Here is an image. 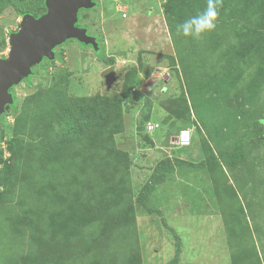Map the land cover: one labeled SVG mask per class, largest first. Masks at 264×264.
I'll return each mask as SVG.
<instances>
[{
  "label": "rangeland",
  "instance_id": "1",
  "mask_svg": "<svg viewBox=\"0 0 264 264\" xmlns=\"http://www.w3.org/2000/svg\"><path fill=\"white\" fill-rule=\"evenodd\" d=\"M10 4L0 57L21 13L45 12L38 0ZM95 4L79 25L99 53L67 42L12 89L19 109L0 122V264H264V0H223L202 42L177 25L207 0ZM108 69L125 105L91 143L81 126L75 138L79 100L107 92ZM255 120L263 135L232 158ZM180 130L188 146H176ZM210 155L217 165L200 166Z\"/></svg>",
  "mask_w": 264,
  "mask_h": 264
},
{
  "label": "water",
  "instance_id": "2",
  "mask_svg": "<svg viewBox=\"0 0 264 264\" xmlns=\"http://www.w3.org/2000/svg\"><path fill=\"white\" fill-rule=\"evenodd\" d=\"M95 0H45V12L35 17H22L17 31L9 34V53L0 58V116L14 103L9 92L27 77L43 60H53L54 50L69 41H77L94 52L99 50L96 38L78 26L79 11L91 10ZM104 84L110 91L119 75L108 69L103 73Z\"/></svg>",
  "mask_w": 264,
  "mask_h": 264
},
{
  "label": "trees",
  "instance_id": "3",
  "mask_svg": "<svg viewBox=\"0 0 264 264\" xmlns=\"http://www.w3.org/2000/svg\"><path fill=\"white\" fill-rule=\"evenodd\" d=\"M38 4L39 6L45 11V0H38ZM10 0H0V13L7 8L8 6H10ZM32 15V13H30V11H25L23 13H21V17H27ZM40 16V15H37ZM100 51V49L97 52H94V54H98ZM97 59H99L101 61V58L96 56ZM57 59V56H55V60ZM132 74H134V71L132 72ZM30 78L31 77H27L23 82L27 85H30ZM134 78V76H133ZM129 79H126L122 86L124 89L127 90L126 95L131 94V85H129L132 82H129ZM114 85L112 87V89L110 91H107L105 94H103V96H95L93 98L91 97H84L81 98L79 100V103H81L82 108H81V112L77 113L76 117L72 120L71 123V130H69V132H74V136L75 138L80 137L78 134H76L77 132L80 131L79 130V126H81L82 128V132H81V139L85 136H88V142H92L94 139V136L96 134V132L101 129V127H103V125L107 126L110 122H112L111 118L115 117L118 111H120L121 106L125 105L121 103L117 98H114V96L119 97V95H116L114 92ZM111 92V93H110ZM134 98V97H133ZM130 99V98H129ZM107 102L106 104H108V108H104L103 107V103ZM14 105V103H13ZM109 105L111 107H109ZM12 106V105H11ZM10 106V107H11ZM19 107L16 106L15 108H13L12 110L18 111ZM77 110V108H76ZM14 114V111L11 112ZM75 113V112H74ZM12 114V115H13ZM15 115V114H14ZM119 118L116 119L117 121H121L122 120V116L121 114L118 113ZM259 123H263L262 121L260 122L258 121H252V130L247 133L243 138H241L239 141H237L236 143V150L233 154H230L232 158L235 159H240L242 152L244 151L245 147L247 145H249L250 143L257 141L263 134H261L259 132ZM70 125V123H69ZM217 159L215 156L210 155L209 158H207L206 160L200 162V166H205V167H212L214 165H217ZM162 170H164V168H161ZM161 170V171H162ZM161 177V176H160ZM154 179V177H153ZM146 190H148V186L145 187ZM144 188V189H145ZM77 235V234H76ZM81 236L82 235H78ZM80 237V238H81ZM78 238V237H77Z\"/></svg>",
  "mask_w": 264,
  "mask_h": 264
},
{
  "label": "clouds",
  "instance_id": "4",
  "mask_svg": "<svg viewBox=\"0 0 264 264\" xmlns=\"http://www.w3.org/2000/svg\"><path fill=\"white\" fill-rule=\"evenodd\" d=\"M223 7V0H207V4L206 7L199 12L197 15L194 16H190L189 18L185 19L181 24L177 25V34H182L185 37H190L192 39H194L197 42H202L205 38V36L207 34H210L212 32H215L218 26V21L220 19V11L219 9H221ZM33 15V14H32ZM34 16V15H33ZM38 17V16H35ZM22 18V17H21ZM21 22V21H20ZM20 25V23L18 24V26ZM78 26L79 27H83L87 30V34H88V29L84 26H80L79 25V21H78ZM19 28V27H18ZM18 29H16L15 31H17ZM13 31V32H15ZM10 32L9 34L13 33ZM8 34V37H9ZM89 35V34H88ZM91 36V35H90ZM94 37V36H93ZM96 38V37H95ZM97 40V38H96ZM70 42V41H69ZM77 42V41H76ZM98 42V41H97ZM78 43V42H77ZM9 44V43H8ZM79 44V43H78ZM65 45V44H64ZM63 45V46H64ZM82 46V45H81ZM99 46V44H98ZM61 47V46H60ZM10 48V46H9ZM59 48V47H58ZM83 48H90V47H84ZM92 49V48H91ZM100 49V47H99ZM55 51V50H54ZM94 52V51H93ZM9 53V52H8ZM8 56V55H7ZM0 58H6V57H0ZM55 59V58H54ZM46 60V59H45ZM43 60V61H45ZM49 61V60H47ZM51 61V60H50ZM114 72V71H113ZM115 73V72H114ZM115 75H119L116 74ZM32 77V76H30ZM24 81V80H23ZM21 84V83H20ZM18 86V85H17ZM16 87V86H15ZM14 88V87H13ZM12 88V89H13ZM11 89V90H12ZM11 90L9 91L12 95L13 93L11 92ZM14 97V96H13ZM17 101V99H16ZM13 112V111H11ZM10 112V108L9 111L6 112V118L9 119L10 116L12 115V113ZM11 114V115H10ZM1 117V116H0ZM181 131V130H180ZM179 131V132H180ZM189 131V130H188ZM178 132V133H179ZM178 135V134H177ZM176 135V136H177ZM189 135H190V131H189ZM176 136L173 138L174 142L176 139ZM190 142H191V136H190ZM189 142V144H190ZM177 146V145H176ZM188 146V145H187ZM179 147V146H178Z\"/></svg>",
  "mask_w": 264,
  "mask_h": 264
},
{
  "label": "built area",
  "instance_id": "5",
  "mask_svg": "<svg viewBox=\"0 0 264 264\" xmlns=\"http://www.w3.org/2000/svg\"><path fill=\"white\" fill-rule=\"evenodd\" d=\"M190 135L188 130H181L175 139V144L179 147H185L189 145Z\"/></svg>",
  "mask_w": 264,
  "mask_h": 264
},
{
  "label": "flooded vegetation",
  "instance_id": "6",
  "mask_svg": "<svg viewBox=\"0 0 264 264\" xmlns=\"http://www.w3.org/2000/svg\"><path fill=\"white\" fill-rule=\"evenodd\" d=\"M81 26V25H80ZM11 92L13 93V96H14V105H12L11 107H10V112L11 111H14V110H12L13 108H15V106H16V97H15V93L11 90ZM6 112H4V113H2V115H1V117H0V122H2L1 124H4V123H7V118H6Z\"/></svg>",
  "mask_w": 264,
  "mask_h": 264
}]
</instances>
